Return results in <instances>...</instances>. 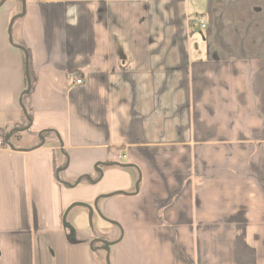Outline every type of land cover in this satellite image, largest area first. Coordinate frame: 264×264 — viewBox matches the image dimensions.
<instances>
[{"label":"crops","instance_id":"obj_1","mask_svg":"<svg viewBox=\"0 0 264 264\" xmlns=\"http://www.w3.org/2000/svg\"><path fill=\"white\" fill-rule=\"evenodd\" d=\"M14 130L0 264H264V0H0Z\"/></svg>","mask_w":264,"mask_h":264},{"label":"trees","instance_id":"obj_2","mask_svg":"<svg viewBox=\"0 0 264 264\" xmlns=\"http://www.w3.org/2000/svg\"><path fill=\"white\" fill-rule=\"evenodd\" d=\"M25 56H26V64H27V73H28V79L30 80V87H29V90H28V93H25V91L27 90V81H26V87H25V89H24V93L22 94V98H21V107L23 106L24 107V109H25V111H26V115L24 114V112H23V110H22V121H23V123H24V125H25V128L26 127H28L29 125H30V123H31V111H30V99H29V97H30V95H31V92H32V90H33V74H32V72H31V70H30V63H29V56H28V54L26 53L25 54ZM15 133H17V131L16 130H14L12 133H11V137H13V135H15L16 136V134ZM9 134H4V133H2V131H0V138L4 141V143H5V145H9L8 143H6L5 142V138L8 136ZM54 134L51 132V131H45V132H42L41 133V137L43 138V139H46V138H48V137H50V136H53ZM10 137V138H11ZM55 137V136H54ZM18 139V138H17ZM11 141H10V139H9V143H10ZM10 145H11V143H10Z\"/></svg>","mask_w":264,"mask_h":264},{"label":"built area","instance_id":"obj_3","mask_svg":"<svg viewBox=\"0 0 264 264\" xmlns=\"http://www.w3.org/2000/svg\"><path fill=\"white\" fill-rule=\"evenodd\" d=\"M193 27H199V28L203 29L204 28V24L201 23V22H194L193 23ZM72 78H73V83L75 85H82L83 84L82 79L79 78L78 76L72 75ZM1 147H6V145H5L4 141L0 138V148Z\"/></svg>","mask_w":264,"mask_h":264},{"label":"water","instance_id":"obj_4","mask_svg":"<svg viewBox=\"0 0 264 264\" xmlns=\"http://www.w3.org/2000/svg\"><path fill=\"white\" fill-rule=\"evenodd\" d=\"M25 75H26V81H27V90L25 91V93H28V90H29V87H30V80L28 79V73H27V64H26V62H25ZM22 110H23V112H24V114L26 115V111H25V109H24V107L22 106ZM28 128V127H27ZM23 129H21L20 131H22ZM13 132V131H12ZM11 132V133H12ZM11 133H9V135L5 138V142L6 143H8L9 145L8 146H10V147H12V145H10V143H9V139H10V135H11ZM79 205V204H78ZM80 206H84V205H80ZM90 210V209H89ZM91 211V210H90ZM91 213V212H90ZM106 248V247H105Z\"/></svg>","mask_w":264,"mask_h":264},{"label":"rangeland","instance_id":"obj_5","mask_svg":"<svg viewBox=\"0 0 264 264\" xmlns=\"http://www.w3.org/2000/svg\"><path fill=\"white\" fill-rule=\"evenodd\" d=\"M18 129H21V128H18ZM9 133H10V132H9ZM15 134H16V136L13 135V137H11V139H10L11 143L16 142L17 138L20 137V134H19V133H15ZM119 237H120V236H119ZM106 264H107V262H106Z\"/></svg>","mask_w":264,"mask_h":264}]
</instances>
